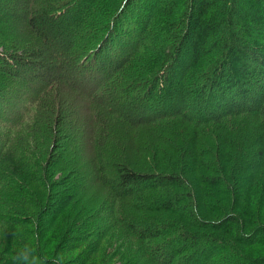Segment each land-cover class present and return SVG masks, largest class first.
<instances>
[{"label": "rangeland", "instance_id": "374dc122", "mask_svg": "<svg viewBox=\"0 0 264 264\" xmlns=\"http://www.w3.org/2000/svg\"><path fill=\"white\" fill-rule=\"evenodd\" d=\"M66 1L0 0L1 107L12 105L11 99L14 103L16 97L36 94L40 87L47 89L46 93L38 95L39 104L36 102L16 127L7 131L0 127V166L7 169L8 174L12 172L15 177H23L24 186L32 191L29 195L28 192H19L23 196L18 197L5 190L0 183V194H4L0 202L7 208L17 209V212L13 211V216L19 226L13 224L11 230L18 228V234H22L29 222L36 223L37 228L31 223L33 241L38 243L41 253L44 251L50 258L55 256L57 264H157L152 254V245L156 240L139 242L123 227L124 223L138 221L133 219L147 217L143 215L138 195L147 193L149 187L132 188L134 191L124 198L115 196L111 185L117 175V167L123 164L142 173L177 171L186 175L185 158L190 149L195 148V154L201 161V164H194L200 169L195 173L202 172L206 176L209 169L213 173L217 171L232 188H237L236 166L245 151L246 139L248 136L253 138L255 129H249L247 120L227 124L238 119L232 115L223 118L227 123L218 124L211 119L199 123L192 116L194 111L211 115L196 104H184L182 107L180 104L177 109L170 110L169 96L165 94V73L175 78L176 92L173 90L170 97L180 99L186 84L190 85L187 76L190 68L177 67L180 59L186 58V47L174 64L173 56L164 60L160 67L156 64L149 67V64L153 60L155 63L157 50L163 43H166L164 49L171 48L174 41L172 36L171 40L167 38L166 26L172 22L181 23L182 18L186 19L188 9L180 6L170 14L163 7L166 0H135L129 6L127 2L122 9H116L113 14L110 2L116 0H107L96 17L86 18L85 24L70 28L75 34L69 50L64 44V36L51 33L52 37L42 40L28 28L27 23V11L35 12L38 6L46 3L50 4L49 14L56 23L69 11L61 8ZM118 1L123 3L124 0ZM172 1L176 6L178 0ZM251 4H259L258 10L264 14V0H254ZM192 10L197 17L198 10ZM217 11L219 8L211 10L210 18L217 17L219 21L226 18V15H218ZM234 12L237 14L239 11L235 8ZM106 17L108 23L114 17L116 20L111 29L108 27V35ZM180 29L178 26L176 30ZM240 32L238 28L241 39L243 35ZM86 33H89V39L83 40ZM226 33L223 25L221 34ZM252 37L262 38L256 30ZM260 42L264 43V39ZM4 47L9 49V54ZM37 50L43 52L41 59L29 56L30 52ZM11 53L15 56L20 53L21 60L15 59ZM117 57L119 62L113 63ZM79 63L85 64L86 68L82 70ZM43 70L56 73L49 83L37 76V71L43 74ZM145 79L147 82L141 87V81ZM148 88L150 95L145 92ZM50 101L58 103L57 112L56 115L49 114L43 122L46 110L52 105ZM180 113L186 114L188 119ZM50 125H54L51 130ZM201 131L207 132L208 136H202ZM262 131L264 133V125ZM98 146L103 147L96 150ZM260 147L264 149L263 141ZM255 167L252 169L256 170ZM195 173H187L194 192L199 184V174ZM44 174L54 176L53 190L60 196L57 195L58 204L56 199L55 202L50 201L49 212L39 217L38 221L37 214L47 209L45 203L40 208L36 202L41 191L38 188L39 178H43ZM152 193L162 194L158 189ZM10 195L13 199L8 202ZM195 202L196 215L207 216L210 221L218 223L213 227L215 234L210 232L216 237L215 246L205 250V257L200 254L198 264H205L206 259V264H224L223 260L234 264L239 257L245 261L243 264H264V232L251 231L254 226L264 225V170L263 174L250 178L248 186H242L237 196L225 193L221 186L208 190L202 185ZM212 203L216 211L206 209ZM21 207L26 209L25 214L21 212ZM230 212L239 217L241 225L222 223ZM157 218L180 219L177 214L166 210L159 212ZM3 220L9 221L6 218ZM2 224L0 264H11L7 263V258L11 256L7 253L10 251L8 238L12 231L8 224L7 228ZM175 233L162 234L159 243L166 242ZM69 234L74 236V242L68 241ZM239 234L241 239L237 238ZM22 253L29 255L27 251ZM31 261L33 264H50L45 260Z\"/></svg>", "mask_w": 264, "mask_h": 264}, {"label": "trees", "instance_id": "16d2710c", "mask_svg": "<svg viewBox=\"0 0 264 264\" xmlns=\"http://www.w3.org/2000/svg\"><path fill=\"white\" fill-rule=\"evenodd\" d=\"M44 1L47 2L48 0ZM134 1L135 0H124L123 3H121L116 0V2H110V7L113 9V14H115L116 9H122L127 2H129L127 3V6H129V4L131 2L133 4ZM105 2H107V0H68L61 5V8L64 9V11L69 9V11L66 13L65 17L56 21V23H54L52 16L49 14L50 4H42L38 6L39 9L35 12L29 13L27 11L29 15V17H27L28 28L42 40L52 37V34L64 36V44L68 46L70 50L74 42L73 36L75 34L70 28L73 25L77 28L79 24H85L86 18L96 17L98 15V10L105 7ZM177 2L175 6L174 1L166 0L165 6L163 5V7L171 14L181 6L182 9H188L187 17L186 19L182 18L179 24H172L174 23L172 22L166 26V36L169 40H171L170 36H172L174 43L170 49H164L166 43H163L157 50L155 63H153L154 60L153 62L151 61L149 67H153L155 64L160 67L164 60L172 56L173 64L174 62L176 63L177 57L184 51L185 46L186 58L182 57L177 67L179 69L184 68L185 70L190 68L187 74L190 85L186 84L187 86H185L184 92L182 93L183 95L181 96L182 99L177 98L175 100L170 97V93L173 90L174 93L176 92L174 87L175 78L173 76H168V72L165 73V77H167L165 79V94L169 96L168 103H171L170 110L171 108L177 109L180 104L181 107L184 104L193 106L196 104L209 111L208 115H211L210 118L205 112L194 111L195 114H192V116L195 121H200L199 123L207 122L211 119L212 122L220 124L226 122L224 121L225 119H223L225 116L228 117L231 115L236 116L238 119H235L233 122H226L227 124L243 120L249 121V129H255V131H253V138L252 136H248L246 139L245 151L239 158L236 166L238 174L236 175V181H238L239 186L237 188H232L227 180H224L223 177L221 178L217 171L213 173L211 169H209L206 176L202 172L195 173V171H199L200 169L195 168L194 164H201V161L198 160L195 154L196 150L193 148L190 149L191 152L188 151L190 154L187 156V159L185 158L186 161L184 165L186 166L187 162V166L185 167L184 174L186 175L179 174L177 171H159L155 174L154 172L142 173L121 164L117 167V171L115 170L117 175L112 180L111 188L113 191H111L115 196L124 198L134 191V189L143 186L149 187L147 193L138 195L143 215L147 217L133 219L138 221H132L131 224L124 223L123 227L131 236L137 238L139 242H153L156 240L152 245L154 246L152 254L157 264H177L180 262L185 264H198L200 254H202V257H205V250L212 249V247L215 246L216 237L211 233L215 234L213 227H215L214 225H218L216 221H210V218L207 216L203 217L200 215L201 217H199L196 215V210L194 211L196 208L195 198L198 197L199 192L202 191V185L208 190L209 188H219L221 186L225 193L229 192L232 195L235 193V196H237L240 194V188L242 186H248L250 178L252 179L261 173L263 174L264 149L263 147L261 148L260 145L262 141L264 142V133L262 131V126L264 125V43L260 41L264 39V14L258 10L259 4H251L254 0H252V2L251 0H188L185 3L183 0H178ZM250 5L253 6L251 7ZM239 6L241 8H239ZM217 7L219 8V11H217L218 15H226V18H222V21H219L217 17L210 18L211 16H209L211 10H218ZM194 8L198 10L197 17L194 15V10L191 11V9ZM235 8L239 11L237 14L234 12ZM120 11L121 10H119V13ZM229 11H231V13L228 16L227 14ZM139 14L140 13L137 15ZM107 20L108 17H106L105 20V24H108L106 29L108 35V27L111 29L113 22L115 23L116 20L115 17L113 21L109 23ZM89 24L90 22L87 23V25ZM137 24H140V22H137ZM55 25H57V29ZM96 25L95 23L94 29ZM223 25L227 32L226 35L221 34ZM178 26L181 28V31L176 30ZM238 28L239 32L241 31L240 34L243 35L241 39L237 33ZM255 30L262 37L261 39L252 37ZM71 33L73 35H71ZM88 34L89 33H86L84 37H82L83 40L89 39ZM249 36H251V38H249ZM14 47L13 45L11 46L12 49H14ZM179 48H181V52H179ZM4 49L8 53L9 49L7 50V47H4ZM35 52H30L29 56L41 59L43 52H41V50ZM10 55L15 56L12 53ZM14 58L21 60V54L19 53ZM118 58L119 57H117V60L113 63H118L120 59ZM79 67L81 69L86 68L83 63H79ZM167 69L169 71L168 67ZM43 71V74H39L37 71V76L41 81L46 83H49L50 78L56 75L52 70L51 72L48 70ZM90 78L91 77H88L89 80ZM145 80L141 81V87L147 82V80ZM149 89L150 88H148V90L145 89V92L150 95ZM46 91L47 89L44 90V87H40L36 94L14 98L15 104L13 103V99H11L12 105L5 106L4 108L0 105V127L6 128L5 131L16 127L22 122L26 112L33 105H36V102L39 104V94L43 92L46 93ZM55 102L56 101L49 102L52 104V107L50 106L46 110L43 122L46 121V117H48L49 114L53 113V115H56L58 103ZM229 102H233V104H229ZM0 104H2V101H0ZM226 104H229L231 107ZM162 111L163 110L160 112L162 113ZM180 114L188 119L186 114ZM53 117L54 116H51L50 118ZM6 119L11 121H7ZM56 119L57 117H55V120ZM210 123L211 122L208 124ZM52 126L54 127V125L49 126L50 130ZM201 133L202 136H208L207 132L201 131ZM259 139L262 141H259ZM104 144L105 143H103V146ZM102 147L100 148V146H98L96 150L102 149ZM218 153L222 155L220 152ZM96 154H98V152ZM216 161H218L217 158ZM257 165L258 167H255ZM253 167L257 169L253 170ZM6 171L8 170L0 166V183H2L5 190H8L18 197L23 196L20 193L28 192L27 195H29V193L32 192H29L28 188L24 186L25 181L23 177L21 178L19 175L15 177L12 172L8 174ZM187 173L199 174V179L197 178L199 184L195 187L196 193L190 188L188 182L190 180ZM53 178V175L47 174H44L43 178H39L38 188L41 191L38 193L39 196L36 202L40 204V208L41 205L45 203L47 209L41 210L40 213L37 214L36 219L38 221H40L39 217H43L44 213L47 215V212H49L50 201L53 200L55 202L56 199V204L59 203L57 196L59 194L53 190L55 187L52 181ZM8 183L9 185H7ZM163 186L164 188H162ZM45 189L48 192H46ZM156 189L160 190L162 194H153L152 192L156 191ZM3 195L4 194H0V200ZM61 197L64 200V197ZM7 199L8 202L12 201V195ZM193 201L194 204L192 205ZM60 202H62V200H60ZM209 205L210 206L206 209L210 208L211 210L213 208L216 211L213 203ZM20 210L25 214L26 209L21 207ZM164 210L177 214L180 219L163 220L157 218L158 213ZM13 211L17 212V209H13L12 207L7 208L5 204L0 202V223H4L2 224V226H5L4 228H7V224L10 226V230L13 224L19 226L18 220L13 216ZM151 212H153L154 215H150ZM3 218L9 221H4ZM226 222H233L241 225L239 217L232 212L225 215V220L222 223ZM31 223L37 228L35 222L31 221ZM31 223L29 222L25 230H21L22 234H18V228H15L16 230H11L12 234L8 238V248L10 251L7 253L11 256L7 258V263L33 264L31 260L36 259L38 262H44L45 260L47 263L57 264L58 260L55 256L52 258L47 257V253L44 251L41 253V251L38 250V243L32 239L33 227ZM211 229L212 231H209ZM175 231V235L169 236L166 242L159 243V237L162 234L168 235L170 232L173 233ZM251 231L253 233L264 232V225L254 226L251 228ZM39 234L41 235L40 230ZM237 236V238H240L241 235L239 234ZM35 237L37 241L36 233ZM67 238L68 241L74 242V236L72 234H69ZM23 251L29 252V255L24 256V253H22ZM45 257L48 259L46 260ZM5 260L3 262H5ZM208 260L210 259L208 258ZM223 261L225 262L224 264H233L228 260ZM206 262L207 259L204 263L206 264ZM243 262L245 261L239 257L238 261L234 264H243ZM0 263H2L1 259Z\"/></svg>", "mask_w": 264, "mask_h": 264}]
</instances>
